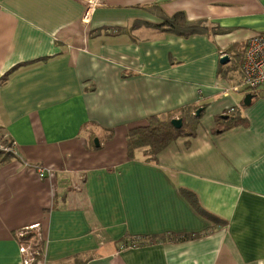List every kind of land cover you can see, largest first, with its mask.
Wrapping results in <instances>:
<instances>
[{
  "label": "crops",
  "instance_id": "0c3cea01",
  "mask_svg": "<svg viewBox=\"0 0 264 264\" xmlns=\"http://www.w3.org/2000/svg\"><path fill=\"white\" fill-rule=\"evenodd\" d=\"M87 1L0 2V138L16 148L0 152V264H24L35 230L33 264H264V92L250 106L224 93L264 0H102L76 48ZM179 12L216 31L158 27ZM231 109L246 125L220 132ZM153 116H195V135L130 159L129 132Z\"/></svg>",
  "mask_w": 264,
  "mask_h": 264
},
{
  "label": "trees",
  "instance_id": "16d2710c",
  "mask_svg": "<svg viewBox=\"0 0 264 264\" xmlns=\"http://www.w3.org/2000/svg\"><path fill=\"white\" fill-rule=\"evenodd\" d=\"M158 27L164 29V31H169L184 37L208 34L211 30L216 31L215 29H209L202 21H188L186 14L182 12H179L172 17L165 18L164 23ZM221 32H223V30ZM7 77L8 75L0 80V86L7 80ZM234 112L230 113L225 122L222 121L221 118H218V125L224 123V125L219 128L220 132L227 131L236 126L246 125L245 120L235 115ZM172 120L173 119L162 120L158 116H153L149 118L147 126L131 130L126 140L129 158L136 159L137 151L142 150L147 162H156L158 155L172 142L185 135H195V126L198 121L195 116H192L190 120L188 118H184L183 127L181 129L174 128L171 123ZM183 195L198 213L212 219L219 225H224V221L203 210L199 205L197 198L190 192L183 191ZM199 236H201V234H188L183 235L178 240H190ZM32 237L33 236L31 235L30 238Z\"/></svg>",
  "mask_w": 264,
  "mask_h": 264
},
{
  "label": "built area",
  "instance_id": "2783aa9c",
  "mask_svg": "<svg viewBox=\"0 0 264 264\" xmlns=\"http://www.w3.org/2000/svg\"><path fill=\"white\" fill-rule=\"evenodd\" d=\"M2 0H0L1 2ZM102 0H88L86 2V10L82 18L84 27L78 32L75 43L76 48H79L84 43L85 36L88 31V26L91 23L93 13L97 6L101 4ZM233 91L235 93L253 94L257 92H264V34H257L248 40L242 63V77L238 84L233 85L229 89L224 90V93ZM235 109L229 110L233 113ZM0 152L4 154H16V148L13 145L7 147L0 143ZM25 166L34 171L40 179L53 180L56 177L54 168L48 166H35L26 163ZM31 227L28 229H34ZM27 229V230H28ZM132 247H137L139 241H131ZM125 246L127 244H124ZM122 246L124 248L125 246ZM36 249L33 247L31 239L22 242L20 246V253L24 257V264H33L36 257Z\"/></svg>",
  "mask_w": 264,
  "mask_h": 264
},
{
  "label": "water",
  "instance_id": "95a60500",
  "mask_svg": "<svg viewBox=\"0 0 264 264\" xmlns=\"http://www.w3.org/2000/svg\"><path fill=\"white\" fill-rule=\"evenodd\" d=\"M230 60L229 56L225 55L221 58L220 62L222 65H225L226 63H228ZM255 98V95L253 94H247L244 98V105L245 106H250L252 104L253 99ZM202 112V109H199L196 112V116L199 117L200 114ZM226 118V117H225ZM172 125L174 126V128L176 129H181L183 127V120L182 119H174L171 121ZM95 145L96 147H100V143L98 139H95Z\"/></svg>",
  "mask_w": 264,
  "mask_h": 264
},
{
  "label": "rangeland",
  "instance_id": "374dc122",
  "mask_svg": "<svg viewBox=\"0 0 264 264\" xmlns=\"http://www.w3.org/2000/svg\"><path fill=\"white\" fill-rule=\"evenodd\" d=\"M245 93H241V96H240V99H241V101L245 98ZM4 138L5 137H2V138H0V143L1 144H3V146H5V147H7V146H9L10 144H9V142L8 141H6V140H4ZM33 229H28V230H26V231H24V234H28V232H30V231H32ZM32 238H30L31 239V241H32V243H33V247L35 248V249H40V248H42L43 247V236H42V233L41 232H37L36 230L35 231H33L32 233Z\"/></svg>",
  "mask_w": 264,
  "mask_h": 264
}]
</instances>
